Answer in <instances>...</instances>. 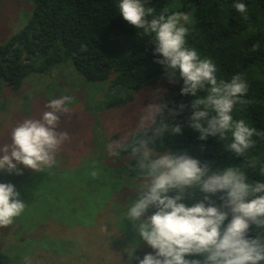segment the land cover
I'll return each instance as SVG.
<instances>
[{
  "label": "clouds",
  "instance_id": "obj_1",
  "mask_svg": "<svg viewBox=\"0 0 264 264\" xmlns=\"http://www.w3.org/2000/svg\"><path fill=\"white\" fill-rule=\"evenodd\" d=\"M119 15L129 25L154 34V55L162 59L165 72L171 70L169 82L179 73L183 85L182 96H192L189 127L199 133L198 139L219 136L225 139L230 133V151L237 157L255 146L253 136L257 130L244 119H233L237 104L248 103L241 97L249 86L241 75H234L230 82L218 79V68L210 57H201L198 50L187 46L189 29L182 22L189 17L182 12L154 15L152 7H145L143 0H119ZM235 9L246 13L243 3ZM147 17H152L150 20ZM254 46V49L255 50ZM200 90L206 96H198ZM72 98L62 95L50 99L40 119L25 118L11 129V143L0 146V171L22 175L25 168L40 170L56 163V153L70 140L66 131H58L60 114L69 113ZM141 117V124L152 119L162 109L149 103ZM185 106L172 109L180 115ZM211 113V115H210ZM168 125L162 124L155 135H161ZM181 134L180 125L171 129ZM150 140L140 141L133 147L135 155L143 149L138 167L148 182L138 198L128 209L127 217L137 223L136 231L144 243L152 249L135 257L137 264H261L264 262V235H252L253 226L264 229V182H251L244 171L237 167L211 170L187 152L153 156L148 148ZM198 188L203 198L187 204L185 191ZM11 182H0V227L14 222L25 211V203ZM218 197L219 203L212 199ZM150 213V214H149ZM135 256V250L129 253ZM196 257H202L197 259Z\"/></svg>",
  "mask_w": 264,
  "mask_h": 264
},
{
  "label": "trees",
  "instance_id": "obj_2",
  "mask_svg": "<svg viewBox=\"0 0 264 264\" xmlns=\"http://www.w3.org/2000/svg\"><path fill=\"white\" fill-rule=\"evenodd\" d=\"M118 2L33 0L31 14L20 31L0 44V80L19 90L29 74L43 72L69 59L87 80L104 85V96L113 94L109 104H131L143 90L155 92L160 84L170 85L152 95L157 97L155 103L162 111L133 133L134 147H139L140 141L150 140L148 148L154 157L166 152H187L213 171L237 167L249 181L264 182V0H143L146 8L155 10L154 15L165 9V15L186 14L189 20L182 23L189 29L187 46L197 49L202 58L210 57L215 62L218 79L230 82L239 74L247 82L249 90L241 99L248 103L234 106L232 115L234 120H246L259 134L252 138L255 146L240 157L228 148L232 141L230 133L223 140L219 136H210L205 141L198 139L199 133L189 127L194 97L180 94L183 81L178 72L174 82H169L171 70L166 73L164 66L155 62L162 57L153 54L154 34H145L143 29L125 22L119 15ZM236 3H243L247 12H238ZM197 95L206 96L207 92L200 90ZM179 105L185 106L184 112L171 114L170 110L178 109ZM162 124L168 125L167 130L155 135ZM177 124L181 134L171 131ZM132 148L127 146L123 151ZM141 156L140 152L129 155L124 166L115 170L101 166L109 176V171L122 176L128 165H138ZM137 170L141 176L145 175ZM203 196L198 188L189 189L185 191L184 202L190 205ZM212 199L219 203L218 197ZM252 235H264V229L253 226ZM0 264H11L9 255L3 251Z\"/></svg>",
  "mask_w": 264,
  "mask_h": 264
},
{
  "label": "rangeland",
  "instance_id": "obj_3",
  "mask_svg": "<svg viewBox=\"0 0 264 264\" xmlns=\"http://www.w3.org/2000/svg\"><path fill=\"white\" fill-rule=\"evenodd\" d=\"M32 1L0 0V44L20 31ZM0 83V146L11 143V129L18 122L40 119L50 99L72 98L57 129L66 131L70 140L57 151L56 163L40 170L20 165L22 175L0 171V182L13 183L26 205L11 225L0 227V251L9 255L11 264H137L135 257L142 259L152 249L127 212L147 176L135 164L122 176L113 171L109 176L102 166H124L133 154L124 148L134 147L133 133L150 122L151 117L141 124V117L157 101L152 95L171 86L143 90L131 104H109L113 94L104 96V85L87 80L69 59L29 74L19 90L3 79ZM132 250L135 256L130 258Z\"/></svg>",
  "mask_w": 264,
  "mask_h": 264
}]
</instances>
